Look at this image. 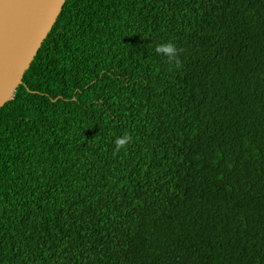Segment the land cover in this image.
Returning <instances> with one entry per match:
<instances>
[{
  "label": "trees",
  "instance_id": "obj_1",
  "mask_svg": "<svg viewBox=\"0 0 264 264\" xmlns=\"http://www.w3.org/2000/svg\"><path fill=\"white\" fill-rule=\"evenodd\" d=\"M0 264H264V0H66L0 108Z\"/></svg>",
  "mask_w": 264,
  "mask_h": 264
},
{
  "label": "water",
  "instance_id": "obj_2",
  "mask_svg": "<svg viewBox=\"0 0 264 264\" xmlns=\"http://www.w3.org/2000/svg\"><path fill=\"white\" fill-rule=\"evenodd\" d=\"M66 0H0V108L51 30Z\"/></svg>",
  "mask_w": 264,
  "mask_h": 264
},
{
  "label": "clouds",
  "instance_id": "obj_3",
  "mask_svg": "<svg viewBox=\"0 0 264 264\" xmlns=\"http://www.w3.org/2000/svg\"><path fill=\"white\" fill-rule=\"evenodd\" d=\"M155 51L164 56L167 57V59L169 61H176V63L178 64L179 61L176 58V47L173 43L171 42H164L161 44H158L155 48ZM129 137L127 135H122L119 137H116L113 141L115 148V151H119L128 141Z\"/></svg>",
  "mask_w": 264,
  "mask_h": 264
}]
</instances>
